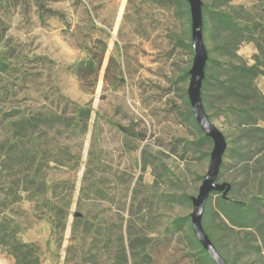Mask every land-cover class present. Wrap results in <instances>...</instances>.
Instances as JSON below:
<instances>
[{
    "label": "rangeland",
    "instance_id": "obj_1",
    "mask_svg": "<svg viewBox=\"0 0 264 264\" xmlns=\"http://www.w3.org/2000/svg\"><path fill=\"white\" fill-rule=\"evenodd\" d=\"M204 1L218 9L216 0ZM225 2L220 8L238 24L264 26V0ZM44 3L56 14L40 12L35 0H0L7 64L0 70V264H201L188 241L190 218L180 228L172 224L191 212V202L177 196L197 194L212 148L196 143L189 117V13L148 0ZM94 38L107 50L91 87L77 79L74 64L87 55L78 45ZM218 42L210 32L205 45ZM257 53L254 41L243 40L230 57L252 64ZM207 55L219 58L213 50ZM255 84L264 96L263 77ZM11 100L31 113L52 115L66 106L73 119L32 132L9 155L1 145ZM220 104L212 99L214 113ZM78 107L89 108L88 115L73 114ZM211 122L232 147V117ZM228 154L218 180L235 182L229 196L240 199L249 187L240 188L239 165ZM214 221L229 260L264 264L259 237L222 216Z\"/></svg>",
    "mask_w": 264,
    "mask_h": 264
},
{
    "label": "trees",
    "instance_id": "obj_2",
    "mask_svg": "<svg viewBox=\"0 0 264 264\" xmlns=\"http://www.w3.org/2000/svg\"><path fill=\"white\" fill-rule=\"evenodd\" d=\"M44 1L35 0L40 12L55 15L56 11L46 8ZM148 1L160 7H183V11L189 13L186 0ZM201 1L204 45L210 32L214 33L215 38L219 41L213 49L205 45L207 54L213 50L217 52L219 58L207 57L200 89L202 104L210 120L211 117H219V115L232 117L231 130L238 137L236 136L232 147L226 146L225 152L229 153L230 157H234V165H239L240 188L242 184L249 187L248 193L244 194L243 197L240 196V199L233 198L229 196V193L234 191L235 182L233 184L229 182L230 189L227 198L221 197L220 192H213L217 194L214 208L211 207V195H209L204 205L202 226L226 262L235 264V257L229 260L219 243L218 229L220 228L215 225L214 216H222L231 226L249 231L253 236L259 237L264 245V215L262 214L264 210V96L255 84L258 76H262L264 79V61L259 60L260 56L264 59V37H262L264 26L256 22L251 25L238 24L231 11L220 8L227 6L225 0H216L218 9H212L207 2ZM244 31H247V34ZM256 32L258 35L255 36ZM243 40L254 41L257 47L258 53L254 56L255 62L252 64L233 61L230 57L235 55V50ZM187 46L192 50L191 43H188ZM78 47L82 48L87 55L74 64L76 77L82 84L87 83L93 87L97 83L103 66L107 43L100 38H94L88 44L78 45ZM4 60L5 57L0 54V70L7 68ZM107 69L108 64L104 73ZM10 94L11 96L15 95V92ZM213 98L220 100L221 103L217 113L212 110ZM88 111L89 108L78 107L77 111H73V114L80 112L88 115ZM4 116L7 122V138L2 141L1 146L5 147L6 153L9 155H14L15 149L23 147L32 132L42 133L47 131L53 123L69 124L73 119L72 115L67 112L66 106L52 115L43 110L31 113L20 109L15 100L9 102ZM189 117H192L191 123L197 134L196 143L209 145L212 142L211 139L205 136L199 128L191 110L189 111ZM120 129L124 134H127L123 126H120ZM237 141H240V148ZM226 144L228 143L226 142ZM223 168V163H221L218 175L222 174ZM177 198L191 202V196L186 193L179 194ZM188 220L189 215H186L176 218L172 224L180 228ZM188 241L194 256L196 255L201 264H215L196 239L189 224ZM251 247L258 252L261 250L258 244Z\"/></svg>",
    "mask_w": 264,
    "mask_h": 264
},
{
    "label": "water",
    "instance_id": "obj_3",
    "mask_svg": "<svg viewBox=\"0 0 264 264\" xmlns=\"http://www.w3.org/2000/svg\"><path fill=\"white\" fill-rule=\"evenodd\" d=\"M186 1L188 3L190 14V36L193 53L192 64L188 70L189 81L187 86V95L193 118L199 128L203 131L204 135L209 137L212 141V148L209 153V162L206 172L203 175L202 181L198 187L197 194L195 196H191L192 209L189 213L190 225L193 234L205 249L211 260L215 264H228L217 251L202 226L204 205L207 198L213 192H220L221 197L227 198L230 183L218 180V173L227 144L223 133L208 118L200 95L201 84L204 78L205 65L208 57L202 37V1Z\"/></svg>",
    "mask_w": 264,
    "mask_h": 264
}]
</instances>
